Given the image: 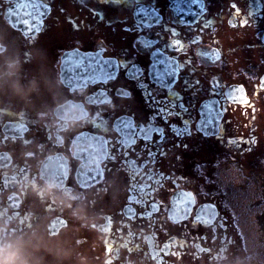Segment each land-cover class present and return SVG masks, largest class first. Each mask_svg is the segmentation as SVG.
I'll return each mask as SVG.
<instances>
[{
	"label": "flooded vegetation",
	"instance_id": "af4514ba",
	"mask_svg": "<svg viewBox=\"0 0 264 264\" xmlns=\"http://www.w3.org/2000/svg\"><path fill=\"white\" fill-rule=\"evenodd\" d=\"M46 5L28 32L0 0V245L22 264L238 257L229 209L250 171L264 188V0ZM97 53L130 67L69 83L77 54ZM157 53L174 81L153 78ZM122 123L158 133L133 144Z\"/></svg>",
	"mask_w": 264,
	"mask_h": 264
},
{
	"label": "snow or ice",
	"instance_id": "6c2138e0",
	"mask_svg": "<svg viewBox=\"0 0 264 264\" xmlns=\"http://www.w3.org/2000/svg\"><path fill=\"white\" fill-rule=\"evenodd\" d=\"M10 13L16 17V21L19 25H23L25 30L28 32H33L38 30L39 20L42 19L47 13L46 0H17V6L15 11L9 9ZM155 15V13H153ZM146 19V17H145ZM147 45H151V40L146 39ZM180 41L177 38L175 41H170V46L179 51ZM158 56L163 57L157 59V63L152 65L153 72L152 76L154 79L159 80L161 78V73L163 77L166 78V82L169 80L174 81L176 79L177 64L173 59L165 57L164 53H157ZM202 55H209V53H203ZM212 57L219 58L218 53H212ZM99 53L96 56H80L77 54V58L72 65L71 71L78 73L77 76L69 77V83L74 80L83 81L84 83H93V82H106L116 78V70L119 68L128 67L122 63H117L113 60H102L99 59ZM133 73L136 77L142 78V73L137 72L135 67H132ZM242 90L239 88L232 89L227 93V98L232 102H247L245 97L238 95ZM225 95V94H224ZM212 110L216 112V115L212 117V120H217L220 118V112L213 107ZM158 111H160L158 109ZM122 130L125 131V135L130 141L134 144L137 138H143L145 141L151 139L152 133H158V128L153 127L151 131H147L143 128L139 130V133L136 131V126H130L122 123ZM190 195V194H189ZM190 203V201H189Z\"/></svg>",
	"mask_w": 264,
	"mask_h": 264
},
{
	"label": "rangeland",
	"instance_id": "374dc122",
	"mask_svg": "<svg viewBox=\"0 0 264 264\" xmlns=\"http://www.w3.org/2000/svg\"><path fill=\"white\" fill-rule=\"evenodd\" d=\"M246 189L229 209L232 223L238 229L232 245L233 260H217L215 264H264V188L262 179L250 171ZM262 175V174H261Z\"/></svg>",
	"mask_w": 264,
	"mask_h": 264
},
{
	"label": "clouds",
	"instance_id": "9594fccd",
	"mask_svg": "<svg viewBox=\"0 0 264 264\" xmlns=\"http://www.w3.org/2000/svg\"><path fill=\"white\" fill-rule=\"evenodd\" d=\"M0 264H22L19 250L12 245H0Z\"/></svg>",
	"mask_w": 264,
	"mask_h": 264
}]
</instances>
